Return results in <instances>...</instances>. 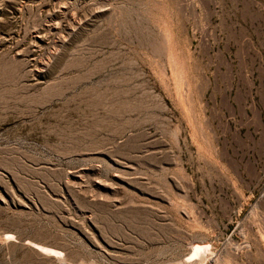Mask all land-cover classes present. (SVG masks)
I'll list each match as a JSON object with an SVG mask.
<instances>
[{"label": "rangeland", "instance_id": "374dc122", "mask_svg": "<svg viewBox=\"0 0 264 264\" xmlns=\"http://www.w3.org/2000/svg\"><path fill=\"white\" fill-rule=\"evenodd\" d=\"M0 264H264V0H0Z\"/></svg>", "mask_w": 264, "mask_h": 264}]
</instances>
